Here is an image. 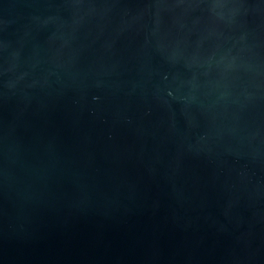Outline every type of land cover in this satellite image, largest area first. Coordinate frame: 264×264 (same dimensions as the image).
Returning <instances> with one entry per match:
<instances>
[{
    "label": "water",
    "instance_id": "95a60500",
    "mask_svg": "<svg viewBox=\"0 0 264 264\" xmlns=\"http://www.w3.org/2000/svg\"><path fill=\"white\" fill-rule=\"evenodd\" d=\"M0 264H264V0H0Z\"/></svg>",
    "mask_w": 264,
    "mask_h": 264
}]
</instances>
